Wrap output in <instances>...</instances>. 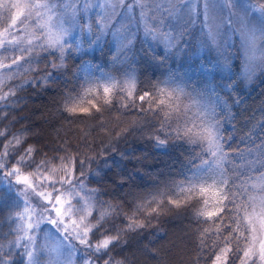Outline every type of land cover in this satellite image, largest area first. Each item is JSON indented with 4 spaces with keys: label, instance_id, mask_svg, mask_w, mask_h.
<instances>
[{
    "label": "snow or ice",
    "instance_id": "1",
    "mask_svg": "<svg viewBox=\"0 0 264 264\" xmlns=\"http://www.w3.org/2000/svg\"><path fill=\"white\" fill-rule=\"evenodd\" d=\"M0 11L6 25L0 28V113L13 107L24 88L50 86L53 72L46 71L49 66L61 70L69 54L82 52L83 44L72 37L73 28L94 37L85 42L90 46L111 37L113 62H127L128 70L117 77L85 63L79 69L83 73L81 90L65 94L62 111L70 119L92 117L102 112L97 100L106 106L116 100L120 107L135 108L145 117L151 114L159 127L146 138L154 141L157 149L177 143L191 146L193 159L189 163L196 169L179 184L173 182V188L157 190L151 199L141 200L133 210L124 212L120 204L101 199L106 193L88 187L86 181L89 176H99L109 160L120 167L124 161L140 159L116 147L115 141L125 136L128 128L93 155L79 148L72 151L73 146L65 142L52 157L41 160L35 159L38 150L34 146L20 147L26 142L22 133L0 130V213H5L9 222V232L0 242V264H17V258L19 264H73L78 251H82L83 264H125L127 257L117 260L111 255L114 248L127 244L124 234L149 228L169 206L176 210L195 208L203 223L216 224L214 229L202 228L198 236L202 251L210 250V264H230L233 256L239 264H264V137H260V145L248 150L253 158L245 161L246 171L229 175L235 170L223 167L229 155L239 154L228 146L224 125L232 116V107L241 102L233 94L237 73L226 55L224 35L228 27L239 23L246 51L253 53L246 57L240 83L251 81L256 71L264 72V52L259 63L251 64L256 59L255 26H247L248 17L260 13L259 31L264 35V3L0 0ZM69 11L71 26L65 27L61 17ZM212 51L219 53L215 60L202 54ZM138 53L150 57L157 68H166L163 79L139 94ZM193 55L201 59L197 71L202 74L200 79L207 81L202 86L187 72L173 67ZM41 57H52L45 70L39 67ZM193 107L196 118L189 119ZM3 118H7L6 113ZM132 126L146 125L138 120ZM205 155H210L215 168L203 167L209 165ZM98 159L103 160V166L92 169ZM177 188L183 196L177 194ZM254 190L260 194H251ZM117 219L123 221V227L115 223Z\"/></svg>",
    "mask_w": 264,
    "mask_h": 264
},
{
    "label": "trees",
    "instance_id": "2",
    "mask_svg": "<svg viewBox=\"0 0 264 264\" xmlns=\"http://www.w3.org/2000/svg\"><path fill=\"white\" fill-rule=\"evenodd\" d=\"M109 55L110 51L83 47L80 54H69L63 69L54 71L49 66L46 71L53 72L49 81L50 86L26 87L19 92L20 99L13 102V107L4 109L7 118H3L4 113H0V130L10 129L16 135L22 133L26 142L20 147L34 146L38 150L35 159L41 160L52 157L55 149L65 142L73 146L72 151L79 148L81 152L93 155L122 129L128 128L129 132L115 141L116 147L121 152L127 150L129 156L140 159L124 161L120 167L113 166L109 160L108 166L102 168L99 176H89L86 183L88 187L106 193L101 199L112 204H120L124 212H130L141 200L151 199L157 190L173 188V182L179 184L185 176L190 177L196 169L189 163L193 159L191 146L177 143L166 149H157L155 142L146 138L159 127L151 114L145 117L135 108L120 107L116 100H113L110 106L97 100L102 106V112L94 113L92 117L70 119L62 111L65 94L81 90L83 73L79 69L85 63L115 76L111 71L115 67L107 68L110 62ZM51 59L52 57H41L40 69L45 70V65ZM187 60L186 65L174 63L173 67H179L181 72H187L198 86H202L207 81L200 79L202 74L197 71L199 67L192 70L196 65L200 66V61L194 57ZM136 61L137 94L149 90L151 83L166 76V68H157L150 57L138 53ZM232 66L237 73L234 78L233 94L241 102L232 107V116L225 122L224 127L228 146L238 150L239 154H231L227 160H237L247 155L249 149L261 144L260 137H264V132L261 131V126H264V72H261L250 85L245 86L239 82L241 77L238 74L237 61L233 62ZM41 75H44V71H41ZM94 75L99 76L100 73L95 72ZM140 106L138 103L137 107ZM190 111H193L196 118V108L193 107ZM188 117L190 119V115ZM138 120H143L146 126L133 127V122ZM203 158L209 161V165L203 167L213 168L215 164L210 155ZM195 163L199 164L200 160H195ZM101 166L103 160L98 159L91 168L99 169ZM176 192L180 196L184 195L179 193L178 188ZM193 204H196L195 200ZM5 216V213H0V242L4 241L5 235L9 232V222ZM115 223L120 227L124 226L121 219L115 220ZM215 227L216 224L211 221L203 223L202 218L195 215V208L176 210L169 206L165 214L152 220L149 228L139 233L124 234L123 239L127 244L114 248L111 255L117 260H124L127 257L125 264H210V250L202 251L198 236L202 228ZM230 264H239V260L233 256Z\"/></svg>",
    "mask_w": 264,
    "mask_h": 264
},
{
    "label": "rangeland",
    "instance_id": "3",
    "mask_svg": "<svg viewBox=\"0 0 264 264\" xmlns=\"http://www.w3.org/2000/svg\"><path fill=\"white\" fill-rule=\"evenodd\" d=\"M53 3H58V4H67L70 2V0H52ZM245 2H247V0H245ZM253 2H255V0H253ZM260 2L264 3V0H260ZM0 15H2V11H0ZM70 11L67 12L64 16L61 17V19L64 22V26L65 27H70ZM259 18H260V13H253L251 16L248 17V27L252 28L253 26H255V36H256V49L254 52V55L256 57V59L251 61L252 65H255L256 63H259L261 57V53L264 52V35H262L261 31H259L260 25H259ZM40 23H43V21H40ZM56 23V19L55 17L53 18V24ZM6 25H4L3 20L0 19V28L4 27ZM198 27V25H197ZM240 28L241 25L239 23H234L233 27H228L226 29L225 35H224V43H225V47L228 49L226 55L230 58V62L231 64H233V62L237 61L238 63V68H239V76L242 78L243 75V71L246 65V57L249 55H253V53H249L246 51L243 39L241 37V33H240ZM72 37H74L75 41H79L83 44V47L85 48H89V49H101L102 51L108 52L110 51V62L107 68H113L112 66H114L115 68L111 69V71L113 72V74L115 76H119L121 73H123L124 71L128 70V67L125 68L126 65H128L127 62L123 63V64H117L114 63L112 60V56L114 55V47L112 45V40L111 37H107L104 39H101L98 43H95L94 45H88L87 43H85L86 41L90 40V39H94V37L91 36V34L87 33V32H83L81 31L79 28H73L72 31ZM69 42H74L72 39L69 40ZM203 55L215 60L219 57V53H217L216 51H212L210 53H202ZM190 57H194L196 58L198 61H200L201 64V59L198 56H190ZM190 57L186 56L183 58L182 61H178L175 63L176 64H183L186 65L188 60ZM7 62V61H5ZM119 66V68H118ZM199 65H196L195 67L192 68V70H194L195 68H198ZM191 70V71H192ZM260 71H256L255 75L253 76L251 81H244L243 85L248 86L250 85L255 78L260 74ZM188 115H190V119H195V114L193 113V111H189ZM189 118V117H188ZM253 157L247 155H244L242 157H240L237 160H226L224 162L223 167L226 170L232 169L235 170L233 172H229V175H233V174H238V172H244L246 171V167H245V161L246 160H251ZM216 165L213 166V168H215ZM249 175H252V173H248ZM258 175V174H257ZM237 183H239V181H237ZM252 183V182H250ZM253 195H259L260 193L258 192V190H254L252 191ZM39 242V241H38ZM61 259H64V257H61ZM73 264H83V255H82V251H78L77 253L74 254V259H73Z\"/></svg>",
    "mask_w": 264,
    "mask_h": 264
}]
</instances>
